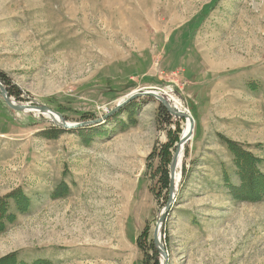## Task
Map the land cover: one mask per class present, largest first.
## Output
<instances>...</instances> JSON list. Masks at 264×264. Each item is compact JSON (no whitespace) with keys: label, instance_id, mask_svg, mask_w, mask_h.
Returning a JSON list of instances; mask_svg holds the SVG:
<instances>
[{"label":"rangeland","instance_id":"rangeland-1","mask_svg":"<svg viewBox=\"0 0 264 264\" xmlns=\"http://www.w3.org/2000/svg\"><path fill=\"white\" fill-rule=\"evenodd\" d=\"M0 82L70 124L135 92L173 99L194 128L159 230L167 264H264V201L233 197L223 142L264 174V0H0ZM165 110L144 96L100 126L62 130L0 95V198L30 200L26 213L9 202L0 259L143 264L136 241L155 244L169 202L160 153L171 144L173 160L187 124Z\"/></svg>","mask_w":264,"mask_h":264},{"label":"trees","instance_id":"trees-1","mask_svg":"<svg viewBox=\"0 0 264 264\" xmlns=\"http://www.w3.org/2000/svg\"><path fill=\"white\" fill-rule=\"evenodd\" d=\"M18 91L9 92L10 96L17 97ZM166 112V110H165ZM165 116H168L167 112ZM114 119V117H113ZM112 119V121H113ZM111 121V119L109 120ZM108 122V121H107ZM49 138H54L55 135L48 134ZM222 140V139H221ZM230 153L233 156L235 167H236V177L239 179V185H233L230 189L234 198L243 199H254L257 201H264V174L261 172L260 160L254 156L251 152L247 151L240 144L234 141L223 139ZM162 161L159 167L160 172V187L165 193L168 192L170 186V174L169 168L172 162L171 150L173 146L169 143L163 145ZM237 187V188H236ZM26 195L18 193L15 191L7 196L0 198V234L4 233L7 229V223L14 222L16 220V214H11L10 201H13L15 205V212L26 213L30 207V200L26 198ZM167 198V196H166ZM137 246L143 253V264H159L158 252L153 241L149 243H142L140 238L136 241ZM18 255L13 254L0 259V264H26L24 262H19ZM32 264H43L41 261L33 262Z\"/></svg>","mask_w":264,"mask_h":264},{"label":"water","instance_id":"water-1","mask_svg":"<svg viewBox=\"0 0 264 264\" xmlns=\"http://www.w3.org/2000/svg\"><path fill=\"white\" fill-rule=\"evenodd\" d=\"M0 95L3 97L5 103L12 109L19 111V112H25L26 110H36L38 112L41 113H50L52 116L57 115L60 119H61V123H57V122H53L54 125L62 128V130H76V129H82L85 127H96V126H100L102 125V123H105L106 121L110 120L111 118H113L115 115H117L122 109L124 110L125 105L128 103H130L129 101H133L134 99H136V97L139 96H150V97H155L154 94L152 93H148V92H135L133 94H131L126 102H122V104H119L117 106V108L112 111L110 114L105 115L102 119H97L94 121H90L87 123H81V124H70L67 121H65L64 118H62V116L54 111H52L51 109H49L48 107L45 106H30V105H22V104H17L16 102H14L12 100V98L10 97V95L8 94V92L6 91V89L3 87V85L0 82ZM158 101L161 102V104L166 108V110H168V112L170 114H172L173 116L179 117V118H185V116L182 113H178L176 112V110L173 108V106L166 101L165 97L162 96H158ZM192 121L193 118L191 117ZM181 142L182 139L179 143L178 146H181ZM176 154L173 157V160L171 162L170 165V186H169V202L166 205V211L165 214L162 215V218H160L159 220V228H157L156 232H155V237H154V241L156 246H158L159 248V252H161L163 254V258H164V264H167V260L168 258L165 251L163 250V245L161 242V239H159V230L160 229V225L165 221V218L167 216V211L169 210V208L171 207V204L174 200V196L176 194V185H175V176L177 175V166L178 165V157H179V153L178 150L177 152H175Z\"/></svg>","mask_w":264,"mask_h":264},{"label":"bare ground","instance_id":"bare-ground-1","mask_svg":"<svg viewBox=\"0 0 264 264\" xmlns=\"http://www.w3.org/2000/svg\"><path fill=\"white\" fill-rule=\"evenodd\" d=\"M147 92V91H146ZM148 93H152V94H154V96L155 97H153V98H157V100H158V96H162V97H165L162 93H159V91L158 92H154V91H150V92H148ZM139 97H144V96H139ZM139 97H136V99L137 98H139ZM128 98V97H127ZM127 98L126 99H124L122 102H126V100H127ZM135 100V99H134ZM167 100V99H166ZM173 99H169L168 101L171 103V105L173 106V108L176 110V112H177V114L178 113H182L184 116H185V118L184 119H187V124L185 125V129H184V132H183V135H182V142H181V146H178V153H179V157H178V165H176L177 166V175L175 176V185L176 186H178V184H179V182H180V174H179V170H180V165L182 164V161H183V156H184V153H183V151H185V148H184V145L186 144V143H188V141L191 139V137H192V135H193V128H194V122L192 121V119H191V116L188 114V113H186V112H184V111H182V109L180 108V106H179V104H177V103H175L174 101H172ZM122 102H120V104H122ZM129 102H131V101H129ZM174 102V103H173ZM130 104V103H129ZM119 105V104H118ZM128 105V103L125 105V107H124V109L126 108V106ZM117 108V107H116ZM115 108V109H116ZM114 109V110H115ZM113 110V111H114ZM123 110V109H122ZM121 110V111H122ZM185 110V109H184ZM120 111V112H121ZM25 112H35V113H38V114H42L43 115V113H41V112H38V111H36V110H26ZM111 113V112H110ZM45 114V116H46V118L47 119H50V121H52V122H57V123H61V119L57 116V115H55V116H52L50 113H44ZM57 116V117H56ZM104 117V116H103ZM189 121H190V123H189ZM177 152V151H176ZM176 154V153H175ZM159 236V239H161V237H160V234L158 235ZM162 242V241H161Z\"/></svg>","mask_w":264,"mask_h":264}]
</instances>
